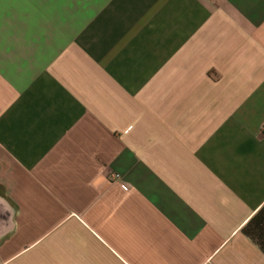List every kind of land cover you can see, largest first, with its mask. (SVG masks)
Wrapping results in <instances>:
<instances>
[{
    "label": "crops",
    "instance_id": "crops-1",
    "mask_svg": "<svg viewBox=\"0 0 264 264\" xmlns=\"http://www.w3.org/2000/svg\"><path fill=\"white\" fill-rule=\"evenodd\" d=\"M263 206L264 0H0V264H264Z\"/></svg>",
    "mask_w": 264,
    "mask_h": 264
},
{
    "label": "trees",
    "instance_id": "trees-1",
    "mask_svg": "<svg viewBox=\"0 0 264 264\" xmlns=\"http://www.w3.org/2000/svg\"><path fill=\"white\" fill-rule=\"evenodd\" d=\"M244 231L264 252V206L250 220Z\"/></svg>",
    "mask_w": 264,
    "mask_h": 264
},
{
    "label": "built area",
    "instance_id": "built-area-1",
    "mask_svg": "<svg viewBox=\"0 0 264 264\" xmlns=\"http://www.w3.org/2000/svg\"><path fill=\"white\" fill-rule=\"evenodd\" d=\"M114 177L115 178H119L120 176H119V174H115Z\"/></svg>",
    "mask_w": 264,
    "mask_h": 264
}]
</instances>
